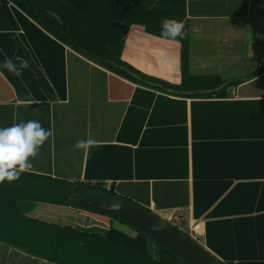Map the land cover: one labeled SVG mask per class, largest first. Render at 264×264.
<instances>
[{"label": "crops", "instance_id": "0c3cea01", "mask_svg": "<svg viewBox=\"0 0 264 264\" xmlns=\"http://www.w3.org/2000/svg\"><path fill=\"white\" fill-rule=\"evenodd\" d=\"M187 16L193 75L252 76L229 97L188 98L133 83L0 0V127L38 120L53 130L30 173L114 185L156 214L177 211L186 223L200 221L199 242L223 263L264 264V0H187ZM17 40L51 84L53 100L29 65L19 76L3 67L5 59L25 62L16 56ZM181 51V42L133 25L122 59L180 84ZM89 137L97 147L70 151ZM18 206L33 218L107 232L103 217L73 206ZM0 264L58 263L0 241Z\"/></svg>", "mask_w": 264, "mask_h": 264}, {"label": "trees", "instance_id": "16d2710c", "mask_svg": "<svg viewBox=\"0 0 264 264\" xmlns=\"http://www.w3.org/2000/svg\"><path fill=\"white\" fill-rule=\"evenodd\" d=\"M2 2L16 5L48 33L87 59L144 87L188 98L229 97L237 85L252 77L225 80L217 74L196 76L191 73L187 0ZM165 17L176 18L185 24L187 36L180 41V84L145 74L122 59L126 37L133 25L143 26L147 33L161 37V20ZM16 56L34 70L40 87L53 100L55 92L51 84L19 40L16 41ZM88 192L122 197L116 193L114 185L70 182L30 172L21 174L14 182L5 181L0 184V241L58 264H185L133 226L135 234L114 227L107 232L83 229L30 217L18 206L22 200L74 206L71 198ZM151 243L156 250L154 253Z\"/></svg>", "mask_w": 264, "mask_h": 264}, {"label": "water", "instance_id": "95a60500", "mask_svg": "<svg viewBox=\"0 0 264 264\" xmlns=\"http://www.w3.org/2000/svg\"><path fill=\"white\" fill-rule=\"evenodd\" d=\"M73 207L133 226L185 264H222L198 240L149 209L122 197L88 192L71 198ZM152 244V243H151Z\"/></svg>", "mask_w": 264, "mask_h": 264}, {"label": "clouds", "instance_id": "9594fccd", "mask_svg": "<svg viewBox=\"0 0 264 264\" xmlns=\"http://www.w3.org/2000/svg\"><path fill=\"white\" fill-rule=\"evenodd\" d=\"M185 24L173 17L161 20V38L178 44L186 38ZM179 38V39H177ZM3 67L19 76L27 62L19 67L11 59H5ZM54 135L51 128L45 129L40 121L28 120L0 127V184L14 182L21 174L33 169V160L39 155L41 147ZM98 146L94 138L79 139L70 151L89 152Z\"/></svg>", "mask_w": 264, "mask_h": 264}, {"label": "built area", "instance_id": "2783aa9c", "mask_svg": "<svg viewBox=\"0 0 264 264\" xmlns=\"http://www.w3.org/2000/svg\"><path fill=\"white\" fill-rule=\"evenodd\" d=\"M264 66V60L259 64V67ZM162 219L174 224L179 227L182 225V230L187 233L190 237L199 241L203 236L202 224L200 221L194 220L186 223L185 218L179 212L165 211L162 214H158ZM180 228V227H179Z\"/></svg>", "mask_w": 264, "mask_h": 264}, {"label": "rangeland", "instance_id": "374dc122", "mask_svg": "<svg viewBox=\"0 0 264 264\" xmlns=\"http://www.w3.org/2000/svg\"><path fill=\"white\" fill-rule=\"evenodd\" d=\"M82 212H85V213H87V214H93V215H97V214H94V213H92V212H88V211H82ZM107 218H109V217H107ZM98 223V222H97ZM99 224V223H98ZM101 224V223H100ZM113 224H114V226L116 227V228H118V229H120V230H122V231H124V232H130V233H134V231H133V229L131 228V226L130 225H128V224H126V223H124V222H121V221H119V220H116V219H114L113 220ZM179 227L182 229L183 228V226L182 225H179ZM135 234V233H134Z\"/></svg>", "mask_w": 264, "mask_h": 264}, {"label": "flooded vegetation", "instance_id": "af4514ba", "mask_svg": "<svg viewBox=\"0 0 264 264\" xmlns=\"http://www.w3.org/2000/svg\"><path fill=\"white\" fill-rule=\"evenodd\" d=\"M84 211V210H83ZM93 216H95V215H93ZM96 216H101V217H103L102 219H100L101 221V223H103L104 224V226L105 227H107L106 229L107 230H109L111 227H114V228H116L115 226H114V224H113V220L114 219H111L110 217L109 218H107L106 216H102V215H96ZM118 229V228H117ZM103 232V231H102ZM130 233V232H129ZM130 234H133V233H130ZM154 247V246H153ZM153 250V253L156 251L155 250V247L152 249Z\"/></svg>", "mask_w": 264, "mask_h": 264}]
</instances>
